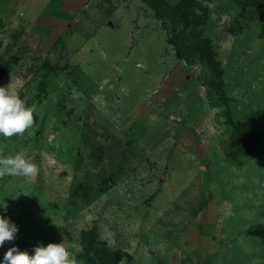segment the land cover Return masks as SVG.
<instances>
[{
    "label": "rangeland",
    "instance_id": "obj_1",
    "mask_svg": "<svg viewBox=\"0 0 264 264\" xmlns=\"http://www.w3.org/2000/svg\"><path fill=\"white\" fill-rule=\"evenodd\" d=\"M0 246L78 264H264V36L233 0H0ZM252 127V128H251ZM74 246H82L76 252Z\"/></svg>",
    "mask_w": 264,
    "mask_h": 264
},
{
    "label": "clouds",
    "instance_id": "obj_2",
    "mask_svg": "<svg viewBox=\"0 0 264 264\" xmlns=\"http://www.w3.org/2000/svg\"><path fill=\"white\" fill-rule=\"evenodd\" d=\"M35 106H26L15 90L0 87V133L5 137L23 133L34 123ZM39 169L36 164L17 154L14 157L0 159V176L23 175L34 176ZM18 227L7 217L0 215V246L13 239ZM76 252H82V246H74ZM0 264H78L75 256L67 249L64 240L60 243L38 244L30 254L16 246L4 253Z\"/></svg>",
    "mask_w": 264,
    "mask_h": 264
},
{
    "label": "trees",
    "instance_id": "obj_3",
    "mask_svg": "<svg viewBox=\"0 0 264 264\" xmlns=\"http://www.w3.org/2000/svg\"><path fill=\"white\" fill-rule=\"evenodd\" d=\"M233 2L242 10L251 9L257 15L261 23V32L264 36V0H233ZM251 233L258 236L264 245V227L257 225L251 229Z\"/></svg>",
    "mask_w": 264,
    "mask_h": 264
}]
</instances>
